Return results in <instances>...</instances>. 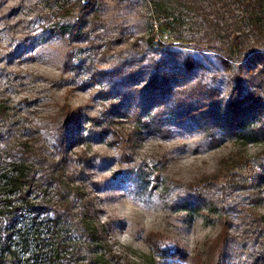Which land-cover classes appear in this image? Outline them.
I'll return each instance as SVG.
<instances>
[{
	"label": "rangeland",
	"instance_id": "rangeland-1",
	"mask_svg": "<svg viewBox=\"0 0 264 264\" xmlns=\"http://www.w3.org/2000/svg\"><path fill=\"white\" fill-rule=\"evenodd\" d=\"M66 1L0 0V104L9 107L8 125L20 130L0 140L1 166L17 141L32 135L28 128H36L35 139L43 140L35 145L52 151L53 124L68 103L81 124L79 140L69 146V171L78 189L72 216L78 221L87 213L89 223L105 232V247L97 253L112 257L109 264H193L171 256L167 249L175 244L203 264L215 245L220 264H264V139L243 144L225 123L223 104L205 115L185 116L188 110L180 101H146L131 82L104 74L92 78L94 71L146 50L150 35L160 36L147 0H102L103 24L90 33L95 46L81 44L74 65L61 75L60 40L43 51L50 44L45 30L54 19L46 21L44 15H55ZM182 24L187 34L201 28L192 13ZM145 79L142 73L134 85ZM218 84L225 95L231 80L225 76ZM212 119L217 125L209 130ZM114 129L133 140L124 155L112 138ZM227 156H243L246 162L220 176L216 170ZM149 234L159 250L149 244ZM67 236L83 241L74 231ZM4 243L1 234L0 264H41L35 258L23 261L15 236ZM82 258L76 264H86Z\"/></svg>",
	"mask_w": 264,
	"mask_h": 264
},
{
	"label": "trees",
	"instance_id": "trees-1",
	"mask_svg": "<svg viewBox=\"0 0 264 264\" xmlns=\"http://www.w3.org/2000/svg\"><path fill=\"white\" fill-rule=\"evenodd\" d=\"M147 1L160 36L150 35L146 50L103 72L94 71L92 78L104 74L121 83L131 82L143 92L146 101H180L188 110L185 116L205 115L223 104L225 123L243 144L264 139V0H177L179 5L167 0ZM102 2L67 0L55 15H44L46 21L54 19L44 29L50 44L43 51L53 49V39L60 40L64 51L61 75L74 65V51L81 44L95 46L90 33H96L103 24ZM189 13L201 25L196 33L187 34L182 24ZM142 73L146 75L144 83L140 87L134 85ZM225 76L231 86L223 95L218 83ZM8 110L7 105L0 104V140L17 132L8 125ZM139 111L138 106L134 115L138 116ZM76 115L68 103L60 108L53 124L52 151L43 144L35 145L36 140L43 141L34 137L39 136L38 130L26 128L32 135L19 139L14 153H9V161L4 166L0 164V236L5 243L13 236L22 243L25 263L35 258L41 264H76L82 256L86 264H109L112 258L97 253L105 247V232L89 223L87 213L78 221L72 216L78 189L69 171V146L80 138L81 124ZM212 120L209 130L217 125ZM86 130L89 138L91 129ZM124 135L113 130L112 138L120 143L122 155L125 148L133 146V140L123 138ZM75 154L81 159L79 153ZM245 162L243 156H227L220 160L216 171L223 176ZM70 231L82 236L83 241H72L67 236ZM225 232L222 227L219 236L224 238ZM148 236L149 244L159 250L156 237ZM6 249L9 255L14 253L10 245ZM167 250L176 259L203 264L179 244ZM220 253L215 245L205 264H220ZM4 254L0 249V258Z\"/></svg>",
	"mask_w": 264,
	"mask_h": 264
}]
</instances>
